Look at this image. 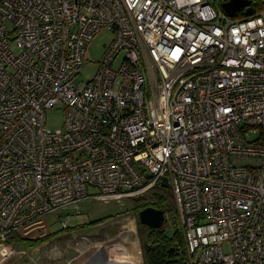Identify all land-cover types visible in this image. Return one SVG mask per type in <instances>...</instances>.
Returning a JSON list of instances; mask_svg holds the SVG:
<instances>
[{"label":"built area","instance_id":"built-area-1","mask_svg":"<svg viewBox=\"0 0 264 264\" xmlns=\"http://www.w3.org/2000/svg\"><path fill=\"white\" fill-rule=\"evenodd\" d=\"M228 1L0 0V264L46 216L163 179L183 264H264V0Z\"/></svg>","mask_w":264,"mask_h":264},{"label":"crops","instance_id":"crops-1","mask_svg":"<svg viewBox=\"0 0 264 264\" xmlns=\"http://www.w3.org/2000/svg\"><path fill=\"white\" fill-rule=\"evenodd\" d=\"M120 217L121 215L91 221L82 226H89L85 229L86 232L81 226L61 228L65 231L55 233L47 229V236L40 244L24 248V254L19 257L34 264H55L59 260L63 264H143L139 231L137 236L127 218L124 220V229L116 225V219ZM79 229L82 233L77 232ZM67 255L68 258H65ZM26 260L24 261L27 262Z\"/></svg>","mask_w":264,"mask_h":264},{"label":"rangeland","instance_id":"rangeland-1","mask_svg":"<svg viewBox=\"0 0 264 264\" xmlns=\"http://www.w3.org/2000/svg\"><path fill=\"white\" fill-rule=\"evenodd\" d=\"M111 40H112V34L105 29L97 33L92 38L90 43L87 45L86 52L84 55V64L80 69V76L83 82L89 81L95 75L99 66V62L101 61L106 48L111 43ZM119 61L120 60L116 61L114 66H116ZM63 121H64V113L61 109L49 110L46 113V127H48L49 129L61 128ZM146 199H147V193L130 200H125L122 204H118L116 202L102 203V202H97L94 199H87L81 201L76 206H71L72 208L68 207L67 211L65 209L59 215L50 214L46 216L45 223L47 229H49L51 233H55L57 231L60 232L65 231L62 230L60 227L61 222L62 223L65 222L67 225L66 227H68V229H71L78 226L82 227L87 223L97 219L107 218V217H118L121 215L119 219H116V225H119V227L122 226L121 228L124 229L123 227L124 220L127 218V220L131 222L133 229L136 230L138 236L139 227L141 225L139 226L138 223V218H137L138 213H136V211L133 210V208L137 206L140 207L139 204L146 203ZM166 205L167 203H165L166 212H165V221L162 230L166 237L173 238L175 242L178 243L179 239L177 238L176 233L179 228V223L176 217V211L175 209L172 210V206L167 207ZM88 227L89 226H85L82 227L81 229L85 230L88 229ZM86 231L87 230H85L84 232ZM77 232L82 233L80 229L77 230ZM46 236H47L46 234L41 235L40 233L39 236L35 238L22 237L20 239H22V241L24 242H28L30 244L32 243V245H38L40 244L41 240L44 239ZM13 246L17 250H21V251H25L24 248L30 247L27 246L26 244L24 245L22 242L20 243L15 242V245ZM224 250L226 251L227 248L225 247ZM33 256L34 258H36L37 257L36 253H34ZM20 257L19 256L13 257L7 262V264H34V262L32 261L30 262L27 261L26 258H20ZM65 258H68V255ZM24 260H26L27 262H25ZM55 264H63V261L59 260Z\"/></svg>","mask_w":264,"mask_h":264},{"label":"trees","instance_id":"trees-1","mask_svg":"<svg viewBox=\"0 0 264 264\" xmlns=\"http://www.w3.org/2000/svg\"><path fill=\"white\" fill-rule=\"evenodd\" d=\"M260 3L261 0H257V6L260 7ZM165 203H167V207L172 206V210L175 209L170 189L157 185L147 192L146 203L139 204L140 207L137 206L133 210L138 213L140 210L150 206L166 212ZM176 235L179 239L178 243L173 238L166 237L162 228L160 230H149L140 226L139 239L143 264H183V255H180V251L183 253V240L179 228ZM14 240L27 246L32 245V243L22 241L19 237H15Z\"/></svg>","mask_w":264,"mask_h":264},{"label":"water","instance_id":"water-1","mask_svg":"<svg viewBox=\"0 0 264 264\" xmlns=\"http://www.w3.org/2000/svg\"><path fill=\"white\" fill-rule=\"evenodd\" d=\"M250 4V0H229L228 2L221 5L223 11L229 16H233L235 13L244 9V15H249L250 10L247 6ZM162 188H168V182L163 179L160 182ZM138 222L142 227L149 230H160L165 221V212L162 209H157L153 207H146L140 210L137 214ZM92 260H90L91 262ZM89 262V263H90Z\"/></svg>","mask_w":264,"mask_h":264},{"label":"flooded vegetation","instance_id":"flooded-vegetation-1","mask_svg":"<svg viewBox=\"0 0 264 264\" xmlns=\"http://www.w3.org/2000/svg\"><path fill=\"white\" fill-rule=\"evenodd\" d=\"M161 187V186H160ZM166 189H168V188H166ZM150 207V206H149Z\"/></svg>","mask_w":264,"mask_h":264},{"label":"bare ground","instance_id":"bare-ground-1","mask_svg":"<svg viewBox=\"0 0 264 264\" xmlns=\"http://www.w3.org/2000/svg\"><path fill=\"white\" fill-rule=\"evenodd\" d=\"M138 262H140V261H138Z\"/></svg>","mask_w":264,"mask_h":264}]
</instances>
